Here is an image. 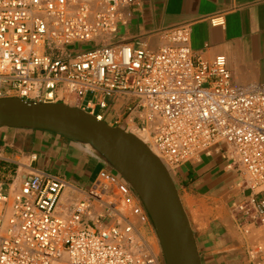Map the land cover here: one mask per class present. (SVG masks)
Here are the masks:
<instances>
[{
    "label": "built area",
    "instance_id": "1",
    "mask_svg": "<svg viewBox=\"0 0 264 264\" xmlns=\"http://www.w3.org/2000/svg\"><path fill=\"white\" fill-rule=\"evenodd\" d=\"M136 2L0 0V99L111 118L144 135L173 178L218 159L239 229L259 234L249 262L264 264V84L235 85L225 57H194L189 27L166 31L158 51L115 42ZM149 221L108 168L85 192L34 169L0 180V264H160L140 232Z\"/></svg>",
    "mask_w": 264,
    "mask_h": 264
},
{
    "label": "crops",
    "instance_id": "2",
    "mask_svg": "<svg viewBox=\"0 0 264 264\" xmlns=\"http://www.w3.org/2000/svg\"><path fill=\"white\" fill-rule=\"evenodd\" d=\"M136 1L130 10L129 24L119 28L115 42L158 51L166 45V31L189 27L194 57L206 61L225 57L235 85L264 84V0ZM0 165V180L23 182L31 170L41 169L84 192L107 168L86 149L61 136L18 129H0ZM174 181L202 264H250L249 253L259 234L253 231L245 235L231 214L232 177L221 162L203 159L183 166L177 170ZM69 193L73 195L72 191ZM139 228L148 244L158 246L159 263L165 264L151 222Z\"/></svg>",
    "mask_w": 264,
    "mask_h": 264
},
{
    "label": "water",
    "instance_id": "3",
    "mask_svg": "<svg viewBox=\"0 0 264 264\" xmlns=\"http://www.w3.org/2000/svg\"><path fill=\"white\" fill-rule=\"evenodd\" d=\"M0 129L50 132L86 149L135 193L155 229L165 264H202L174 178L134 134L74 106L19 98L0 99Z\"/></svg>",
    "mask_w": 264,
    "mask_h": 264
},
{
    "label": "bare ground",
    "instance_id": "4",
    "mask_svg": "<svg viewBox=\"0 0 264 264\" xmlns=\"http://www.w3.org/2000/svg\"><path fill=\"white\" fill-rule=\"evenodd\" d=\"M132 134H134L137 138H139L142 142L145 141V136L138 133L137 131L135 130H132L131 131ZM151 151L158 157L161 159V156L159 155V153L154 149V148H151Z\"/></svg>",
    "mask_w": 264,
    "mask_h": 264
},
{
    "label": "rangeland",
    "instance_id": "5",
    "mask_svg": "<svg viewBox=\"0 0 264 264\" xmlns=\"http://www.w3.org/2000/svg\"><path fill=\"white\" fill-rule=\"evenodd\" d=\"M98 112H100V111H98ZM107 122H111V118H107V120H106ZM144 143H147V140L145 139V141H144ZM1 171H3V167H2V165H0V172ZM0 178H2V175L0 174ZM151 247H152V249L155 251V252H157V253H159V248H158V246L157 245H151Z\"/></svg>",
    "mask_w": 264,
    "mask_h": 264
}]
</instances>
